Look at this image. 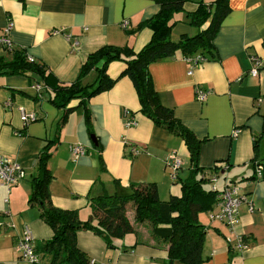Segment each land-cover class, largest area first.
Masks as SVG:
<instances>
[{"label": "crops", "instance_id": "0c3cea01", "mask_svg": "<svg viewBox=\"0 0 264 264\" xmlns=\"http://www.w3.org/2000/svg\"><path fill=\"white\" fill-rule=\"evenodd\" d=\"M214 1L189 0L174 16L171 39L198 33L189 24V15L199 4ZM229 4L231 12L208 55L211 60L190 76V66L178 52L153 63L149 71L162 105L203 141L199 165L210 177L208 186L222 189L235 184L246 200L234 229L211 220L210 214L218 210L216 202L199 215L207 229L204 264H264V179L255 168L262 162L264 172V0ZM159 11L154 0H0V36L9 22L14 24L13 47L0 45V59L11 63L16 53H22L28 63L41 65L51 75L50 85H70L79 80L88 56L107 45L141 51L153 32L138 27ZM254 55L263 63L256 78L249 74ZM125 67L124 62H113L108 74L118 79L116 85L82 106L81 99L72 100L68 112L52 103L53 87L41 76L33 72L0 76V155L26 175L18 184L0 188V264H32L17 249L27 231L35 246L54 236L39 208L29 204L32 180L39 175V155L48 146L52 204L78 211L83 221L91 215L92 197L129 190L134 183L156 184L163 201L181 194L180 182L192 169L189 150L181 136L157 127L140 112L133 82L120 78ZM96 77L91 72L82 84L90 85ZM199 89L208 92L203 102L196 98ZM22 110L38 119L26 125ZM126 112L136 118L135 127L125 125ZM73 144L84 145L88 154L74 157L69 151ZM171 155L182 162L176 181L168 165ZM254 173L257 180H248ZM129 211L134 232L116 240L115 248L92 231L78 232V247L96 264H166L168 245L154 236L149 224H136L135 212ZM241 240L247 246H241Z\"/></svg>", "mask_w": 264, "mask_h": 264}, {"label": "trees", "instance_id": "16d2710c", "mask_svg": "<svg viewBox=\"0 0 264 264\" xmlns=\"http://www.w3.org/2000/svg\"><path fill=\"white\" fill-rule=\"evenodd\" d=\"M154 1L160 6L159 13L138 27V30L149 28L153 32L151 41L139 52L130 47L108 45L97 50L88 56L81 67L79 80L73 84L50 85L51 75H46L41 65L28 63L22 53H16V60L11 63L0 59V76L27 75L28 72L41 76L47 85L53 87L52 103L67 112L72 110L67 108L72 100L81 99L82 106L93 97L111 90L118 79L109 76V66L116 61L124 62L126 67L120 78L127 77L133 82L141 104L140 112L157 127L181 136L190 154L192 169L189 177L180 182V195L163 201L156 184L134 183L129 190L121 189L114 194L92 197L89 205L91 215L83 221L78 211L58 209L52 204L49 192L52 172L48 166L51 147L48 146L39 155V175L32 180L29 199V204L39 208L42 220L54 232L52 239L36 246L41 259L39 264H92L88 255L78 247V232L92 231L103 238L108 247L115 248L116 240L134 232V226L127 216L129 205L134 207L135 223L149 224L154 236L168 245L166 264H204L207 261L203 255L207 229L198 217L212 208L217 192L208 186L210 177L199 165L203 141L177 120L172 110L162 105L149 67L174 57L178 52L185 57L200 54L211 60L208 55L215 50V39L231 8L229 0H215L212 5L199 4L196 11L189 15V24L198 33L173 41L170 34L175 24L174 16L184 10L189 0ZM94 71L97 73L95 81L83 85L81 79ZM65 119L66 116L63 121ZM261 163L256 162L255 168L259 179H264ZM219 167L217 165L214 171ZM259 170L262 171L261 176L258 175ZM256 173L247 179L257 180ZM242 246L247 245L243 242Z\"/></svg>", "mask_w": 264, "mask_h": 264}, {"label": "built area", "instance_id": "2783aa9c", "mask_svg": "<svg viewBox=\"0 0 264 264\" xmlns=\"http://www.w3.org/2000/svg\"><path fill=\"white\" fill-rule=\"evenodd\" d=\"M124 27L128 26V22L123 23ZM14 28V24L9 22L6 28L4 29V34L0 36V45L12 49L13 42L10 38V33ZM185 61L189 64V75H193L194 71L203 63L208 61V59L203 55L195 56H186ZM251 69L249 74L252 77H258L260 70L263 67L261 58L258 56H251ZM208 96V92L197 90L196 98L199 102H203ZM10 105V103L8 104ZM21 119L27 125L33 121H36L38 117L34 114H27L26 111H21ZM126 122L125 125L128 128L135 127L137 125L136 118L130 112H126ZM70 153L78 158L83 157L88 154L87 148L82 144H73L69 147ZM135 154H137L135 152ZM169 168L171 169V178L176 180L178 178V173L182 167L181 159L177 155H171L168 160ZM258 175H262V171H258ZM25 171L18 164L10 160L7 156L0 155V188L6 186L10 188L18 184L19 182L25 179ZM217 176H213L212 181L216 182ZM212 189L217 192L216 204L218 210L210 214V218L213 222H221L227 225L230 229H234L238 217H239V208L244 202H246L245 197L240 194V190L237 185L228 183L222 189H219L214 184ZM251 210H253V205L251 204ZM243 241L241 240V246ZM17 249L21 253L23 259L29 261L32 264H39L41 259L36 252V246L34 243L33 236L30 231H27L25 236L20 239L17 243ZM92 264H96L95 261H92Z\"/></svg>", "mask_w": 264, "mask_h": 264}, {"label": "rangeland", "instance_id": "374dc122", "mask_svg": "<svg viewBox=\"0 0 264 264\" xmlns=\"http://www.w3.org/2000/svg\"><path fill=\"white\" fill-rule=\"evenodd\" d=\"M127 210L134 211V207L132 205H129ZM131 211H129V212H131ZM131 218L134 219V215Z\"/></svg>", "mask_w": 264, "mask_h": 264}]
</instances>
